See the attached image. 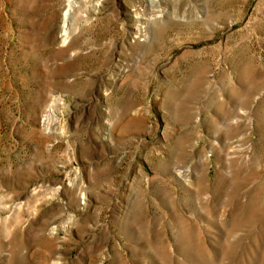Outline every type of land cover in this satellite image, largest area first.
Wrapping results in <instances>:
<instances>
[{
    "label": "rangeland",
    "instance_id": "obj_1",
    "mask_svg": "<svg viewBox=\"0 0 264 264\" xmlns=\"http://www.w3.org/2000/svg\"><path fill=\"white\" fill-rule=\"evenodd\" d=\"M75 1L0 0V264H264V0Z\"/></svg>",
    "mask_w": 264,
    "mask_h": 264
},
{
    "label": "bare ground",
    "instance_id": "obj_2",
    "mask_svg": "<svg viewBox=\"0 0 264 264\" xmlns=\"http://www.w3.org/2000/svg\"><path fill=\"white\" fill-rule=\"evenodd\" d=\"M77 3L78 2H76L75 0H68V8H67V10L64 14V17H63V25H62V29H61V36L60 37H62V39H65L68 36V33L70 31V28H71V21H70L71 20V12L77 6ZM140 28H141L140 25H138V27L133 26L134 32H136L137 30L139 31ZM51 112H53L52 107H50L49 112H47L45 114L47 123H49L51 120V115H52Z\"/></svg>",
    "mask_w": 264,
    "mask_h": 264
}]
</instances>
